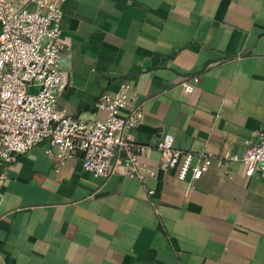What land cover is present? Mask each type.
I'll use <instances>...</instances> for the list:
<instances>
[{
	"label": "crops",
	"instance_id": "0c3cea01",
	"mask_svg": "<svg viewBox=\"0 0 264 264\" xmlns=\"http://www.w3.org/2000/svg\"><path fill=\"white\" fill-rule=\"evenodd\" d=\"M17 6L27 0H12ZM57 105L88 122L121 80L139 102L132 138L160 133L210 156L194 180H143L58 163L41 141L0 179V264H264V177L225 154L264 132V0H63ZM197 75L190 91L181 82ZM195 157L192 162H195ZM151 189V192H148Z\"/></svg>",
	"mask_w": 264,
	"mask_h": 264
},
{
	"label": "built area",
	"instance_id": "2783aa9c",
	"mask_svg": "<svg viewBox=\"0 0 264 264\" xmlns=\"http://www.w3.org/2000/svg\"><path fill=\"white\" fill-rule=\"evenodd\" d=\"M63 0H27L17 6L0 0V179L17 155L44 141V152L58 163L81 154L82 165L95 175L117 173L143 180L154 168L138 159L152 150L162 167H177V176L194 180L206 170L210 156L191 153L173 145L172 135L160 133L150 143L135 141L129 128L140 119L139 102L126 81L113 92H102L94 107L106 112L88 122L57 105L58 93L66 86L61 53L68 43L62 38ZM197 75L181 82L190 91ZM241 153L223 155L237 161L245 176L264 177V132L244 139ZM195 157V162L192 158ZM151 192V189H148Z\"/></svg>",
	"mask_w": 264,
	"mask_h": 264
}]
</instances>
